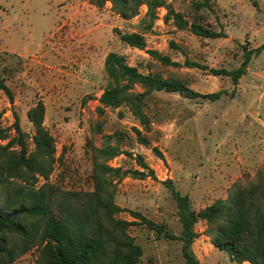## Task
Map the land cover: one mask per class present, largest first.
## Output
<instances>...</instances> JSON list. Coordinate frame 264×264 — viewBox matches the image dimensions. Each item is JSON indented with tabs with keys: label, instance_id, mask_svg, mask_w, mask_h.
<instances>
[{
	"label": "rangeland",
	"instance_id": "374dc122",
	"mask_svg": "<svg viewBox=\"0 0 264 264\" xmlns=\"http://www.w3.org/2000/svg\"><path fill=\"white\" fill-rule=\"evenodd\" d=\"M195 1L166 0L153 23L147 7L125 20L112 10L91 7L89 0H0V75L12 98L0 90V129L18 150V117L24 141L33 149V125L28 112L42 101L44 125L56 145V163L48 183L67 191H92L93 162L89 145L101 147L104 137L122 133L121 155L112 167L141 170V156L156 178L128 175L117 184L115 202L124 210L141 213L174 235L182 226L177 205L164 182L171 180L182 195H189L199 212L225 200L235 184L252 181L264 173V51L253 57L237 86L230 77L213 71L238 69L246 50L264 44V0H210L211 10L194 19ZM168 9L190 22H199L224 38L207 39L167 21ZM151 26L150 29H146ZM142 33L145 50L123 44L120 34ZM167 56L176 66L154 60L149 51ZM123 55L142 73L177 79L201 95L221 92L216 99L185 98L180 93L155 92L145 128L122 107L98 114L99 98L108 84L105 60L109 53ZM187 62L197 64L190 67ZM149 140L141 145L134 129ZM155 149V150H154ZM157 150V151H156ZM45 183L42 179L38 186ZM120 218L139 222L129 211ZM199 222L193 245L201 264H238L214 247ZM130 234L144 249L141 264H184L181 243L159 239L145 225H134ZM33 249L16 264H35Z\"/></svg>",
	"mask_w": 264,
	"mask_h": 264
},
{
	"label": "trees",
	"instance_id": "16d2710c",
	"mask_svg": "<svg viewBox=\"0 0 264 264\" xmlns=\"http://www.w3.org/2000/svg\"><path fill=\"white\" fill-rule=\"evenodd\" d=\"M98 9L111 4L112 10L125 20L139 15L147 7L146 20L154 22L156 11L166 7V0H89ZM195 18L201 11L211 10L210 0L192 3ZM167 21L179 29H188L194 35L207 39L224 38L223 31H215L199 22L186 20L181 13L168 9ZM149 26L146 29H150ZM121 42L129 47L145 50L142 33L120 34ZM264 51V44L255 50H246L242 65L232 71L214 70L216 76L230 77L235 86L247 73L253 57ZM156 61L168 66L178 64L157 51H149ZM190 67L197 64L187 62ZM108 84L99 98V116L107 110L128 108L145 128L151 120L147 113L149 101L155 92L180 93L185 98L218 99L222 93L201 95L177 79H167L158 73H142L128 64L123 55L109 53L105 60ZM0 90L11 98L8 87L0 75ZM46 107L39 101L28 112L35 134L33 149L24 141L18 117L15 128L19 135L18 150L14 141L0 144V264H16L33 249L38 255L35 264H141L144 249L130 234V228L143 224L159 239L181 243L184 264H201L194 254L193 245L199 234L196 225L204 222L205 235L217 249L226 252L231 261L244 264H264V173L258 172L252 181L235 184L225 200H217L197 212L189 195H182L171 180L165 185L177 205L182 231L174 235L164 225L155 224L141 213L124 210L115 202L117 184L128 175L135 179L156 178L141 156L135 161L141 170L112 167L110 162L131 153L121 148L124 136L114 133L104 137L101 147L90 144L93 162L92 191H67L48 183L56 163V145L44 120ZM137 141L144 146L149 140L139 129H134ZM0 129V140H7ZM155 150V149H154ZM157 151V150H156ZM45 183L38 186L40 180ZM129 211L139 222L120 218Z\"/></svg>",
	"mask_w": 264,
	"mask_h": 264
},
{
	"label": "crops",
	"instance_id": "0c3cea01",
	"mask_svg": "<svg viewBox=\"0 0 264 264\" xmlns=\"http://www.w3.org/2000/svg\"><path fill=\"white\" fill-rule=\"evenodd\" d=\"M91 5V4H90ZM91 7H94L93 5H91ZM195 244V243H194ZM244 264H250V263H248V262H245Z\"/></svg>",
	"mask_w": 264,
	"mask_h": 264
}]
</instances>
